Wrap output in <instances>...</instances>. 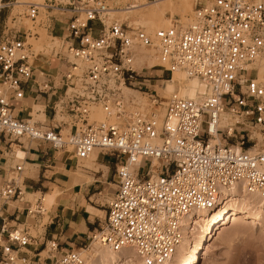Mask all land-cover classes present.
Masks as SVG:
<instances>
[{
	"label": "built area",
	"instance_id": "built-area-1",
	"mask_svg": "<svg viewBox=\"0 0 264 264\" xmlns=\"http://www.w3.org/2000/svg\"><path fill=\"white\" fill-rule=\"evenodd\" d=\"M112 3L26 2L24 16L31 27L4 26L0 37V136L12 142H44L56 151L70 148L79 161L97 150L114 157L118 190L93 241L118 252L134 250L145 264H165L189 233V220L199 212L218 208L226 192L238 187L264 197V96L260 94L264 77L257 76L264 60V3L225 0L226 9L218 0L198 3L189 25L154 34L114 20ZM10 5L0 0V11ZM43 19L46 30L59 42V48L53 50L60 66L56 76L43 69L51 65L50 58L41 60L42 52L30 43L39 38L36 27ZM206 34H211L208 46L215 41L223 50L219 55L223 66L213 56L209 79L198 71L202 64L184 59L181 53L185 43L189 45L185 52L201 47L207 51ZM233 48L238 51H231ZM143 51L157 56L158 67L171 78L182 71L200 80L208 92L198 100L176 93L160 97L149 88L151 80L136 69V59ZM127 88L148 96V106L134 101L125 92ZM31 92L48 97V125L16 113L13 102H21ZM237 97L244 102L238 103ZM95 109H100L103 120L92 119ZM230 116L237 119L239 128L225 124ZM170 123L174 131L169 129ZM255 134L263 144L259 149ZM104 140L110 143L104 144ZM22 171L23 166H18L14 177L0 184V264H34L26 250L39 247L28 230H7L2 216L4 206L23 200ZM41 210L30 208L28 214ZM45 252L49 254L46 264H89L78 251H60L56 242L38 251L36 264Z\"/></svg>",
	"mask_w": 264,
	"mask_h": 264
},
{
	"label": "crops",
	"instance_id": "crops-1",
	"mask_svg": "<svg viewBox=\"0 0 264 264\" xmlns=\"http://www.w3.org/2000/svg\"><path fill=\"white\" fill-rule=\"evenodd\" d=\"M43 69L51 71L47 65ZM163 76L162 71V75L155 74L154 77ZM26 98L28 101L33 99L34 103H43L49 118L50 101L47 96H36L31 92ZM13 105L16 113L26 119V108L21 107L20 102H13ZM17 149L24 153V158L18 157ZM72 156L68 151H56L44 142L28 139L12 142L0 136V184L9 180L18 166H23L20 174L23 200L28 194L51 195L59 192L52 205L50 221L38 234L39 247L32 246L27 250L33 259L37 251L43 250L49 242H56L62 252L84 251L91 235L104 226L109 201L117 193L114 157L97 150L92 155L93 160H86L84 164L73 160ZM23 200L4 206L2 216L7 230L25 226L22 223L30 215L27 213L29 206H24ZM2 224L3 221L0 222V231Z\"/></svg>",
	"mask_w": 264,
	"mask_h": 264
},
{
	"label": "bare ground",
	"instance_id": "bare-ground-1",
	"mask_svg": "<svg viewBox=\"0 0 264 264\" xmlns=\"http://www.w3.org/2000/svg\"><path fill=\"white\" fill-rule=\"evenodd\" d=\"M136 1L137 3H132L125 10H123L124 14H128V19L129 17H132L134 18L133 20L138 19L139 22L142 21L145 24H149L150 28L153 31L166 29L172 26L173 21H164L162 19L167 9L172 10L173 14H180L183 20H186L185 14L192 11V8L188 6L187 0H180V3H176L172 0H155V3H158L160 5L159 7L152 8L150 12H142V9L145 6L152 5L149 0ZM166 1H168V3L166 5H163V3ZM117 13L118 11L116 12V14ZM136 65L139 67L146 66L150 69L161 66L159 58L148 51H143L139 54L136 59ZM257 76L260 80H262L264 77V60L261 62ZM165 82L166 88L164 89L163 93L164 98H168L172 94L176 93L185 98L198 100L208 92L205 85L200 80L189 78L182 71H176L173 75V78ZM125 90L128 95L131 94V91L137 92L136 90L130 88H127ZM33 107H35L34 109L39 110V116L42 118V120L46 121L47 117L43 109L44 107L42 105H33ZM162 115L163 114H160V117H162ZM96 117L100 118L99 121L103 120V115L98 111L96 112ZM230 117H228L225 124L235 126L236 124H229L228 121ZM259 138L260 144L258 145V147H256V149H259L261 147V137L259 136ZM17 153V155H19L21 151L18 150ZM24 156L25 155H19L18 157L24 158ZM58 194L59 192L57 191L56 193L51 195H44L43 202H46L49 208L52 207V205L56 202L55 200ZM31 196V194L27 195V197ZM231 221H233L234 223L242 224L243 222H251L254 224V226H261L264 232V197L258 194L248 193L246 190L238 187H235L226 192V194L221 198L218 208L199 212L198 214H196L194 219H192V221L189 220V233H186V237L177 254L165 264H199L202 256H205L209 252H211L212 245L210 244V242L215 239L218 230H220L225 224ZM193 222L195 223V225L193 226L192 224V231L191 227H189V224ZM237 227L244 228V226L239 225H237ZM238 228H236L235 230L233 229V231L229 233L227 232L222 236L223 239H221L220 242L221 248H226L227 245L231 244V242L235 240V238L239 239L240 237L247 236V234L249 235V231L246 230V232H244V230L240 228L242 230L241 231ZM200 230L203 232V234ZM199 231L201 234H199ZM251 231L252 233H255L256 228L250 230V232ZM196 233L197 235L195 236ZM94 242L95 244H98V246L95 245L90 250L82 251V253H84V255H86V257L88 258L89 263L145 264L134 250L126 249L118 252L111 250L110 248L103 246L96 241H93V243ZM212 260L213 259H211V261ZM216 261L213 260V262L215 263Z\"/></svg>",
	"mask_w": 264,
	"mask_h": 264
},
{
	"label": "rangeland",
	"instance_id": "rangeland-1",
	"mask_svg": "<svg viewBox=\"0 0 264 264\" xmlns=\"http://www.w3.org/2000/svg\"><path fill=\"white\" fill-rule=\"evenodd\" d=\"M16 1H19V3H22V4H19V3L16 4ZM44 1L45 0H4V3L12 4V5L5 7V9H2L0 11V37L2 35L4 26L7 23L9 26L10 25L17 26L18 28L22 27V30L31 27L32 23L29 20H27L24 16L26 12V6L23 3H26V2L43 3ZM172 1L176 3H180L179 2L180 0H172ZM213 1L214 0H187L188 6L192 8V11L185 14L186 20H183L180 14H177V13L173 14L172 10L167 9L162 19L164 21L171 20L173 21L172 22L173 24L172 26L166 29H160V30H167V29L177 27V26L189 25L193 20L196 5L198 3L207 4ZM249 1L264 3V0H249ZM149 2L152 5L145 6L142 9V12H145V11L150 12L152 8L159 7L160 5L158 3H155V0H149ZM132 3L135 4L137 3V1L136 0H127V1L126 0H113L112 7L114 8V11L111 14L112 18L114 20H118L119 22H126L128 24H131L132 26H136V27L139 26L141 28H144L146 31H148L151 34H154L160 31V30L153 31L150 28L149 24H145L142 21L139 22L138 19L133 20L134 18L132 17H129L128 19V14H124L123 10H125ZM167 3L168 1L164 2L163 5H166ZM117 11L118 13L116 14ZM15 21H17V23ZM42 22L43 23L41 24V26L36 27V32L39 34V38L33 39L32 41H30V43H32L35 46L37 52H42L41 55L39 56L41 60L45 62L47 61L48 58H50L51 65L49 67L52 71V74L56 76L58 73V70L60 69V66L58 62L54 59L53 50L55 47L59 48V42L58 40H56L58 38L54 39V35H52L49 31L46 30L45 28L46 19H43ZM47 56H50V57H47ZM160 65H161V62H160ZM136 69H138L139 71H142V77L148 78L149 80H151V82L147 83L149 88L151 90H156L159 96L164 98L163 93H164V89L166 88L165 81L170 80L171 75H169L167 72H163L164 76L162 78H155L154 77L155 74L162 75V69L159 67L150 69L146 66L139 67L136 65ZM129 95L132 99H134V101H138L139 103H141L143 107L148 106V96L141 94L139 92H135V91H131V94ZM26 99L27 98H25L24 100L20 102V106L21 107L23 106V108H26L27 110L26 119L31 120L34 123L39 122V121L45 122L39 116L40 114L39 110L34 109L35 107H33L34 104H40L43 106L44 104L41 102L34 103L33 99L29 101ZM43 109L45 112V107ZM96 110L100 114H102V112L99 111L100 109H95L93 112L92 119L100 120L99 117H96V112H97ZM50 114H51V110L48 109V115L50 116ZM46 122H48L47 123L48 125L50 122L49 119H47ZM228 122L229 124H232V125L238 123L237 119L233 117H230ZM236 128H239V125H236ZM64 134L65 135L69 134V130L68 129L64 130ZM254 136L260 139L259 135L257 134H255ZM262 145L263 144H261V147ZM68 153L73 155L72 156L73 160H77L70 148L68 150ZM92 155L93 154H91V156L86 160L92 161L93 160ZM86 160H82L81 162L86 164L85 162ZM13 177L14 175H11L10 179ZM43 198H44V195L42 194L32 195L31 197H27V195L24 196V200H23L24 206L26 207L29 206V209L31 208L33 212H37L39 208H42V210L40 214L33 213L27 219H24V222L22 224H25V226H18L19 227L18 229L20 230L28 229L30 232V235L36 238L38 237V234L42 232L43 230L42 227L50 221V213L52 211V207L49 208L47 203L43 202ZM237 225L244 226V228L243 227L238 228ZM236 228L238 229L241 228L242 230H244V232H246V230L249 231V235L247 234V236L240 237L239 239L235 238V240H233L231 244L227 245L226 248H221L220 242H221V239H223L222 236L225 235L227 232L229 233L233 231V229L235 230ZM254 228H256V231L255 233L253 232L254 233L253 234L252 231L250 232V230ZM200 231H199V234L201 233L203 234V232L201 231L200 233ZM96 233L97 232H94L91 235L88 243L86 244L87 248H85V250H90L95 245L98 246V244H95V242L93 243V236ZM196 235L197 233L195 234V236ZM210 244L212 245L211 252H209L205 256H202L199 264H264V232L261 226L259 225L254 226V224L251 222H243V224L234 223L233 221L228 222L220 230H218L215 239L212 242H210ZM27 250L29 249L27 248ZM78 252H80V254L82 255V258L86 259L89 262L88 258L86 257V255H84V253H82L81 251H78ZM37 254H38V251H37ZM48 256L49 254L47 252L43 253L40 264H46L45 257H48ZM33 257L35 260L33 259L32 262L36 264V262H38V258L36 256H33ZM211 259H213L214 261L217 260L216 263L213 262V260L211 261ZM210 261L213 263H211ZM48 263H50V260H48ZM89 264H92V263H89Z\"/></svg>",
	"mask_w": 264,
	"mask_h": 264
},
{
	"label": "snow or ice",
	"instance_id": "snow-or-ice-1",
	"mask_svg": "<svg viewBox=\"0 0 264 264\" xmlns=\"http://www.w3.org/2000/svg\"><path fill=\"white\" fill-rule=\"evenodd\" d=\"M218 4L222 8H225V9L228 8V4L225 3V0H218ZM261 7H264V4H261ZM229 27H231V26L229 25ZM245 27H247V25H245ZM231 31L232 32H236V29L235 28H231ZM160 35L164 36V32L161 31ZM206 36H207V39H205L203 41V43H204L205 46H207V51H205V48L201 47V48H198L197 50H195L192 53L185 52L184 51L185 49H189V45L187 43H185L182 46L181 53H182L184 59H186L188 61H194L196 65H201L202 64L204 67H199L198 71L203 73V76H204L205 79H209L210 78L209 77V72L211 71L210 64H211L213 56H216V63L220 64L221 67L223 66L222 62L219 59V55L222 54L223 50L220 49L219 46L215 44V41H212V46H208L209 41L211 40V34H206ZM217 36H218V39H223L222 37L219 36V34H217ZM96 39L100 40V43H104V40L102 38L97 37ZM188 39H191V37H189ZM261 43H264V40H262ZM196 44L199 45L200 41L197 40ZM231 51L235 52V51H238V49L233 48V49H231ZM194 57H195V60H194ZM233 63H234V61H233ZM189 75H192V73H189ZM211 79L215 82V77L214 76L211 77ZM251 89H252L253 92H255L256 91V85L252 84L251 85ZM260 94L262 96H264V85H261ZM237 102L242 104L244 102V100L241 99L240 97H237ZM261 111L264 112V109H261ZM193 112L195 113V107L194 106H193ZM185 119H188V118L185 117ZM5 122L7 123V121H5ZM168 127H169V129H172L173 131L175 130L172 127L171 123L168 125ZM153 135H155V133H153ZM103 143L104 144H109L110 142L107 141V140H104ZM169 143H171V141H169ZM119 144L123 145L124 141L120 140ZM157 154L159 155V153H157ZM19 155L23 156L24 154L21 152V153H19ZM133 159H135V157H133ZM121 171L125 172V175H127L126 170L121 169ZM147 203H148V201H145V204H147ZM113 220H115V216L113 217ZM16 238H19L18 234L16 235ZM149 264H150V262H149Z\"/></svg>",
	"mask_w": 264,
	"mask_h": 264
}]
</instances>
